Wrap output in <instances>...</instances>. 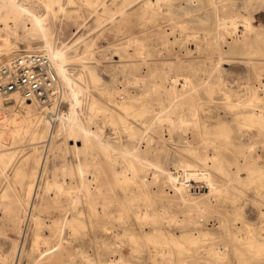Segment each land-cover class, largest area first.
<instances>
[{"label": "bare ground", "instance_id": "1", "mask_svg": "<svg viewBox=\"0 0 264 264\" xmlns=\"http://www.w3.org/2000/svg\"><path fill=\"white\" fill-rule=\"evenodd\" d=\"M69 1L0 0V30L5 31L0 32V60L9 58L14 49L8 35L11 23L23 18L22 26L30 36H39L40 41L34 47L26 45L22 52L49 55L64 97L70 91L73 103L79 104L82 88L90 87L91 83L83 85L75 79L68 72L66 62L77 60L81 70L97 81V74L88 64L92 42L82 38V45L74 50L73 43L48 38L52 29L46 18L56 11L79 16L83 6L99 16L105 0H74L76 5L71 9L66 5ZM135 1L139 2L137 13L141 16L149 8L159 10L165 4L171 22L157 31L158 43L165 50L177 45L184 58L180 51L179 56L174 55L189 63L201 56L208 68L203 67V74L200 72L197 79L192 73L173 71L172 58L160 57L162 65H159L151 50L157 43L153 38L156 33L150 34L147 26L137 34L124 28L122 32L126 33L122 36L123 43H117L119 54L116 53L115 59L123 77L109 90V100L103 102L91 94V88L86 89L91 97L84 118L74 105L69 112L56 111L23 98L15 90L5 98L0 96V102L10 101L5 105L14 109L12 113L7 110L0 119L12 124L7 128L9 132H21V127L28 125L33 127V137L47 140L44 151L34 158L36 165L25 185L28 198L23 207L15 208L11 203L5 212L11 219L9 227L15 238L10 253L3 258L10 255L18 264L30 227L35 256L48 264H93L95 259L83 247L86 240H94L96 246L102 243L101 264H218L220 258L228 255L229 242H234L238 261L254 257L256 263L264 264V223L255 227L238 201L245 194L244 185L252 180L251 175L241 176L240 170L246 162L264 161V25L254 23L251 13L236 11L233 0H208L210 9L204 13L200 12L205 4L203 0H185L182 20L175 19L178 11L171 0H126L118 8V16H127L128 7ZM248 9L250 6L245 10ZM203 18L211 20V25H196ZM148 33L154 41L148 38ZM229 56L244 62V68L237 71L245 79L212 83L208 77L210 70ZM80 73L77 75L81 77ZM216 88L234 109L232 122L212 125L204 112L205 103L216 98ZM94 118L110 125L112 133L107 138H100L99 127L89 123ZM39 123L48 128L37 129ZM3 131L0 129V134ZM189 132L191 137L187 135ZM52 139L54 144L50 143ZM179 141L182 149L196 152L202 165L192 166L172 155V147ZM95 145L101 148L104 162L79 156V149H91ZM50 146L63 157L61 163L52 167L47 163ZM222 148L230 150L229 167L220 159ZM212 166L220 168L222 174L210 170ZM257 189L264 195V179L259 181ZM8 195L6 190L1 193L2 198ZM253 203L260 206L264 202L253 200ZM202 218L216 220L223 233L216 244L205 246L211 255L209 261L188 262L180 238L182 229H176L175 225H182L185 219L200 222ZM44 226L51 229V235L43 233ZM93 230L95 236L99 233L97 236L102 238H95ZM200 239L210 236L204 233ZM242 245L249 248L248 252L242 250Z\"/></svg>", "mask_w": 264, "mask_h": 264}, {"label": "rangeland", "instance_id": "2", "mask_svg": "<svg viewBox=\"0 0 264 264\" xmlns=\"http://www.w3.org/2000/svg\"><path fill=\"white\" fill-rule=\"evenodd\" d=\"M60 1H63V0H60ZM171 1L175 4V7L177 8V11H178V14L175 16V19L176 20L184 19L183 8H184L185 0H171ZM125 2L126 0H105L104 2L105 4L101 6V9H99V13H100L99 16H97L95 12H92V11L90 12L87 6H83L80 9L82 14L79 16L69 15L68 13H62V12L57 13V11L56 13L50 12L48 14L46 18V22L50 25L52 29V32H50L51 33L50 36L47 35L48 38H52L53 40H56V41L60 40L66 43H71V44L73 43L72 48L74 50L78 49L80 45H82L81 44L82 38H86L92 42V46H91L92 54L90 57H88L89 60L88 59L87 60H88L89 67H92L95 71V74H97L98 76L97 81H92L91 76L88 75L87 71L81 70L80 62L74 59L73 60L69 59L66 62V67H67L68 72H70L75 77V79H79V81L83 85L84 83H91V85L90 87L82 88V91L79 94L81 98V101L79 104L73 103L74 99H73L72 94L69 91L68 95L64 97V103L62 104L63 111L65 110L69 112L71 110V107H73L74 105L75 108L80 112V115L82 116V118H84L86 114L87 102H88V99L91 97L90 96L91 94H94L95 97L99 101L103 102V101L109 100V90L113 88L116 82H120L119 80H121V78L123 77L122 71L118 67H116L115 59L117 58L116 53L119 54L118 49L116 48L118 47L117 43L118 42L123 43L122 36H124L126 33L123 31L124 32L123 34L122 32V29L124 28H125L124 29L125 31L128 29V32L130 30L131 32L133 31L132 33L137 34V33L142 32V30L144 29L143 27L147 26L148 32L150 31L149 32L150 34L154 35L156 33L155 34L156 36L154 35L155 37L153 35L152 36L154 40L157 41V43L155 44V48L158 47L159 49L158 48H157L158 50L156 49L158 51L157 52L154 46L151 45L153 46L151 47V50H152V56L154 57V60L156 62L158 61L157 63L159 65H162L161 64L162 61L160 57L162 58L169 57V59L172 58L173 63L171 65L173 67V71L189 72V73H192L194 76H196L195 78L197 79H200V74L203 72L202 68L203 67L208 68V65L202 62L203 58L201 56L196 57L197 59L195 61L197 62L198 65H196V62L194 63L191 62L192 63L191 64L189 63L190 61L182 60L184 58V54L180 50V48L178 49L177 45L176 47H172V48L165 47L166 50L167 49L171 50V51L168 50V53H167V51L163 48V46L160 45V43H158V40L160 39V37L157 31L159 30L160 27L162 28L168 27L171 22V20L167 18V11H166L165 4L162 3L161 6L159 7V10H157V7L149 8L146 11V13H144V15L141 16L140 14L137 13L139 2L135 1L131 3V5L128 7L129 8L128 10L129 13L127 15L128 17L127 16L120 17L118 16V12H119L118 8H120L121 5ZM233 2H235L234 4L235 6L233 5L234 8L237 6V8H235L236 11L238 12L246 11L247 13L249 12L252 14L254 23H257V24L262 23L261 25H264V2L260 3L259 0H256V1L254 0V3L256 6L253 4V0L252 1L251 0L249 1L248 0H244V1L243 0H237V1L233 0ZM242 2L245 5H243ZM203 3L205 4L202 7V9H200L201 13H204L207 10V8L208 10L210 9L208 0H203ZM239 3L240 4L242 3V4L239 5ZM237 4L240 6V8H238L239 6ZM248 4L250 6V9L245 10L249 7ZM66 5L71 9L76 5V2L74 0H70L69 2H66ZM103 6H105L106 7L105 9L107 10L105 9L103 10ZM249 10H252V11H249ZM20 20H23V18H19L16 23L12 22L10 25L11 30L8 31V35L10 39L12 40L13 48H14L9 56L15 53L22 52V48L25 47L26 45L30 47H34L40 41L39 36H36V37L30 36L29 32L24 28V26H22L23 23L22 21L20 22ZM136 20H138V22H136ZM196 25L200 27L201 26L208 27L211 25V20L203 18V20L201 22H198ZM200 30L203 31L204 29L200 28ZM0 32L4 33L5 31L1 29ZM149 33L147 35L148 38L151 37ZM151 38L150 40L153 39ZM158 45H160V47ZM72 48H68V50L72 52L73 51ZM132 51L133 53H136L135 52L136 50H132ZM176 53L178 56L183 55L182 59H179V58L177 59ZM158 55L160 56L157 57ZM174 58L176 59V61L174 60ZM3 60H0V61H3ZM237 61H241V62H237ZM242 62H243L242 60L234 59L230 56L225 57L220 61L221 66L218 64V67H216V69L212 68V71L210 70L211 74H209L208 77L212 80V83H214V81H222V80L232 81L234 80L233 78H237V79L241 78L242 80H244L245 77L244 76L239 77L240 73H238L239 71H237L238 69L241 70V68L242 69L244 68L245 64L244 62L243 63ZM175 65L177 67V70H174L176 69ZM79 71H81L80 73L81 77L77 75L79 74ZM244 73L245 71L242 72V74ZM116 74L118 76H116ZM115 77H118V78L115 79ZM89 78L91 81L89 80ZM205 83L207 84L208 81H205ZM89 88H91V91H92L91 94H89L88 92L86 93V89L88 90ZM130 89H132V87H130ZM67 91H68V88H67ZM221 97H222L221 90L219 88H216V98L205 103L204 112L206 116H209L207 118L210 119L212 125H218L220 121L229 122L231 120L232 122L233 117H234V109L227 104V102L223 99V97L222 98ZM10 103H11L10 101H7V103L2 101L0 102V107H6V109L8 110L7 113H12L14 110L12 105L6 106L7 104H10ZM36 103L37 102L34 101V104L37 106ZM21 122L24 123V121H21ZM89 123H91V125L93 126L99 127L98 134L100 138H107V136H109L108 134L109 132H111V130L109 129L110 128L109 124H104L98 118H94ZM230 125L232 126V123ZM10 127H12V124L8 123V121L4 120L0 122V129L4 130L2 134H0V163H1L0 164V199L4 200L3 202L0 201V264H6V263L16 264L17 263L15 261L16 258L10 255L7 256L6 259L3 258V255H8L10 253L13 238H15V233L9 227L11 226L9 224L11 222V219L10 217L8 218V216L5 215V212L8 210V205L11 203H14L15 208L21 209L23 207L25 201L28 198V194L27 192H25L26 191L25 185L27 181L30 179V173L32 172L33 168L36 165L34 158L37 154H40L44 151L43 147H44L45 142L47 141L46 139H44V137H38V138L33 137L32 135L33 127L32 126H28V125L22 126L20 130L21 132H17V131L9 132L7 128H10ZM36 127L39 130L48 128L42 123L37 124ZM187 135L191 137L192 133L189 132L187 133ZM57 137H53L54 140H57ZM126 138L131 140L132 136H127ZM61 139L62 138H60L59 140ZM54 140L53 139L50 140V143L54 144L55 142ZM68 141L72 142L71 139H68ZM80 142L81 141H78V143ZM51 146H50V149H48L49 151L48 155L50 154L48 157L49 161L47 160V163L49 162L48 167H52V165L59 164L63 161L62 155H60L59 153L57 154L58 151L54 149L55 147L51 148ZM181 147H182V142L179 141L174 147H172V150H171L172 155L176 156L178 159L182 161L188 162L192 166L202 165L201 161L196 158V152L188 150V149L187 150L182 149ZM58 150L61 153L63 152V149L61 148ZM68 154H70V152H68L67 155ZM78 154L79 156H81V158L82 157L85 159H98L99 158L102 162H104V157H102L103 156L102 150L98 145H95V147L91 149H87V148L84 150L79 149ZM229 154H230V150L228 148L221 149L220 159L221 161H223V163L226 164V167H229L228 161H227ZM50 157L53 159H51ZM210 170H212L216 174L217 173L222 174L221 169L215 166H212ZM239 174L245 177L247 175L252 176V180L244 185L243 190L245 194L243 195V197L241 195L238 201L242 202L241 204L244 206V210L246 209L245 210L247 212L246 215L247 217L250 218L249 220L254 224L255 227H259L260 225H262V223H264V213H263L264 203H261L260 206H256L254 205L253 200L255 201L259 200V201L264 202L263 193L259 192L257 189L259 181L264 179V161L263 162H246L243 168L240 170ZM5 190L9 195L2 198L1 193L4 192ZM7 219L8 220L10 219V221H7ZM215 221L216 220L214 219L212 220V219L202 218L200 222H194L192 220L185 219V223H183L182 225L180 224L175 225L176 229L178 230L182 229V235L180 236V238L183 244L182 246L186 251V255L188 256V262H199V261L207 262L209 261L211 255L206 252L205 246L207 244H216L217 240L221 237L223 233V227L219 225L218 223H216ZM27 228H28L27 235L25 237V242H24V251L21 253L19 257L18 264H33V263L48 264V262H46L44 259L43 260L40 259L41 260L40 261L35 256V253H36L35 249L32 248V245L33 244L35 245L34 243L35 241L33 242V239L31 238L30 227H27ZM93 232H94L95 238L97 237L98 240L102 238V236H99V237L97 236V235H100L98 232L96 236H95L96 232L94 230ZM43 233H47L51 235V229L47 226H44ZM178 233H180V231ZM204 233H207L210 236V239H200L204 236ZM40 241L41 240L38 241V244L39 246L42 247L43 243L42 241L41 242ZM89 241L91 240H86L83 243V247L85 246L86 250H89L90 256L93 259H95L93 264H101V261L103 259V253H104L103 252L104 248L102 246V243L99 242L100 246L99 245L96 246V243L94 240L91 242ZM86 245L88 246L86 247ZM229 245L230 246L228 248V255L220 258V262L218 264H260V263L255 262L254 257L250 258L247 261L243 259L238 261L235 255L237 251L234 248V242H229ZM241 247L243 251L248 252L249 248L246 245H242ZM100 257L102 258L101 260L99 259ZM4 260H6V262Z\"/></svg>", "mask_w": 264, "mask_h": 264}, {"label": "built area", "instance_id": "3", "mask_svg": "<svg viewBox=\"0 0 264 264\" xmlns=\"http://www.w3.org/2000/svg\"><path fill=\"white\" fill-rule=\"evenodd\" d=\"M42 106L62 109L64 89L54 64L46 53L27 51L15 53L0 62V96L12 91ZM6 107H0V119L6 115Z\"/></svg>", "mask_w": 264, "mask_h": 264}]
</instances>
